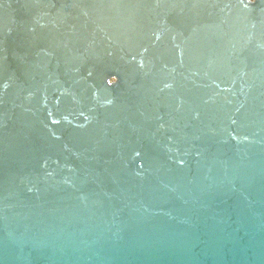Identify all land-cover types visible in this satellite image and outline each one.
<instances>
[{"label": "bare ground", "instance_id": "1", "mask_svg": "<svg viewBox=\"0 0 264 264\" xmlns=\"http://www.w3.org/2000/svg\"><path fill=\"white\" fill-rule=\"evenodd\" d=\"M247 4L0 0V264H264ZM44 125L66 163L43 159Z\"/></svg>", "mask_w": 264, "mask_h": 264}, {"label": "water", "instance_id": "2", "mask_svg": "<svg viewBox=\"0 0 264 264\" xmlns=\"http://www.w3.org/2000/svg\"><path fill=\"white\" fill-rule=\"evenodd\" d=\"M73 1L74 0H67V2H73ZM75 1H81V0H75ZM247 1L249 2V4H247L249 8L255 7V6H261L262 4H264V0H247ZM67 5L69 6L71 4L67 3ZM118 76H120V75L113 72V71L108 72V77L106 80L110 84H105V86H106L105 88L108 91H110L109 93L112 95H119L120 93H122V91H124L126 89V87H123V85L121 83H119L118 79H120V78ZM87 127L88 126L86 124H84V125L79 124V125L73 126L74 129H80L84 132L87 131V129H88ZM46 131H48V130H47V127L45 125H44V127L40 128L39 130L36 131L39 133V135L44 136V139H42V142L38 143L37 146L38 145H44L48 154L50 153L49 155H46L43 159H45L46 161H49L50 163H57V164L60 162L66 163L67 152H64V148L66 147L65 143L67 142L66 136L64 138L61 137L58 140L51 139V138L49 139V136L46 133ZM83 140H85V139H83ZM64 160H66V161H64ZM132 163H134V161ZM137 164L140 165L141 161H138ZM148 217H149V215H148Z\"/></svg>", "mask_w": 264, "mask_h": 264}]
</instances>
